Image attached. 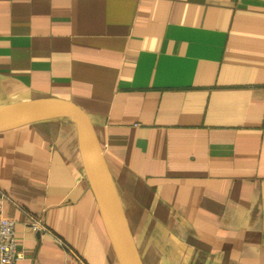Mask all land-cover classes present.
Returning a JSON list of instances; mask_svg holds the SVG:
<instances>
[{
	"label": "crops",
	"instance_id": "crops-1",
	"mask_svg": "<svg viewBox=\"0 0 264 264\" xmlns=\"http://www.w3.org/2000/svg\"><path fill=\"white\" fill-rule=\"evenodd\" d=\"M38 98L87 114L143 264H264V0H0V106ZM1 216L15 264H123L68 119L0 132Z\"/></svg>",
	"mask_w": 264,
	"mask_h": 264
},
{
	"label": "water",
	"instance_id": "water-1",
	"mask_svg": "<svg viewBox=\"0 0 264 264\" xmlns=\"http://www.w3.org/2000/svg\"><path fill=\"white\" fill-rule=\"evenodd\" d=\"M65 118L77 128L84 169L113 234L123 264H143L87 114L75 103L38 98L0 106V132L29 123Z\"/></svg>",
	"mask_w": 264,
	"mask_h": 264
},
{
	"label": "built area",
	"instance_id": "built-area-1",
	"mask_svg": "<svg viewBox=\"0 0 264 264\" xmlns=\"http://www.w3.org/2000/svg\"><path fill=\"white\" fill-rule=\"evenodd\" d=\"M34 230L46 229L39 220L31 219L28 223ZM26 258L16 237V222L8 216L0 217V264H15Z\"/></svg>",
	"mask_w": 264,
	"mask_h": 264
}]
</instances>
